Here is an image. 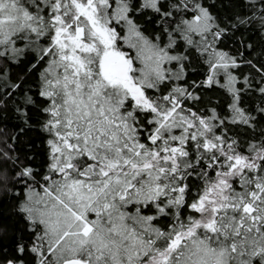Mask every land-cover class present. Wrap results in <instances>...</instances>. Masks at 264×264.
Returning <instances> with one entry per match:
<instances>
[{"label":"snow or ice","instance_id":"snow-or-ice-1","mask_svg":"<svg viewBox=\"0 0 264 264\" xmlns=\"http://www.w3.org/2000/svg\"><path fill=\"white\" fill-rule=\"evenodd\" d=\"M214 6L0 0V107L19 93L47 146L43 172L0 152L31 236L0 264H264V59L222 47L264 28V0L227 22ZM213 89L223 103L204 102Z\"/></svg>","mask_w":264,"mask_h":264},{"label":"trees","instance_id":"trees-1","mask_svg":"<svg viewBox=\"0 0 264 264\" xmlns=\"http://www.w3.org/2000/svg\"><path fill=\"white\" fill-rule=\"evenodd\" d=\"M209 4L214 3L212 9L213 13L227 22L229 17L241 14L247 15L248 9L241 6V0H207ZM243 41V44L241 43ZM251 45V48L246 49L244 45ZM222 47L231 54L240 56L243 54V59L257 60L264 59V28L258 24H249L241 26L239 30H233L229 37H226ZM9 73L13 78L17 75H22L21 68H11ZM240 73L247 75L249 69L242 67ZM195 79L196 77H192ZM26 88L32 91L29 95L35 96L37 92V77L34 73L25 81ZM211 98L213 103H223V92L218 89L206 92L204 95V102ZM22 98L17 93L11 99L5 97V103L0 107V152H8V155L14 160L19 157L23 165H31L43 172L47 164V146L45 144L46 134L42 131L41 120L43 117L36 110V108L26 109L27 119L22 116L17 109L21 104ZM204 105H198L203 107ZM260 106V98L255 93H249L245 96V107L254 109ZM253 115L260 117L257 113ZM264 127V120L261 121L257 128ZM247 137H245L246 139ZM9 149L12 151L9 152ZM13 165L4 162V158L0 156V175L6 174L9 178L13 175ZM9 188L13 191L18 190L12 188L11 183L7 185H0V189ZM16 201L4 196V192L0 190V256L6 253L8 257L15 255V245L17 241L23 240L30 243L31 236L26 228L25 221L14 214ZM25 264H33L31 254L26 253L24 256Z\"/></svg>","mask_w":264,"mask_h":264}]
</instances>
